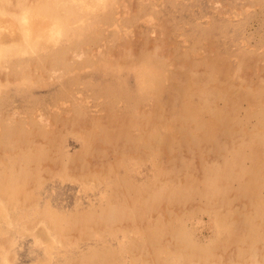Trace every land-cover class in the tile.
I'll use <instances>...</instances> for the list:
<instances>
[{
  "label": "bare ground",
  "instance_id": "6f19581e",
  "mask_svg": "<svg viewBox=\"0 0 264 264\" xmlns=\"http://www.w3.org/2000/svg\"><path fill=\"white\" fill-rule=\"evenodd\" d=\"M190 1L0 0V264H264V6Z\"/></svg>",
  "mask_w": 264,
  "mask_h": 264
},
{
  "label": "rangeland",
  "instance_id": "374dc122",
  "mask_svg": "<svg viewBox=\"0 0 264 264\" xmlns=\"http://www.w3.org/2000/svg\"><path fill=\"white\" fill-rule=\"evenodd\" d=\"M209 0H191L190 3L191 4H194L193 8L195 11L193 12H197L199 13L200 12V6L202 5H206L208 4L209 7L207 6V9H208V12L209 14L212 16L214 15L216 12L220 11L222 9V7L224 8V5L226 4L227 7L230 6V8H234V7H240V11L242 12L243 10V14H241L240 17H236V19H234L233 17H231V20L232 21H229L231 22V24H228V27L225 28V30H220L219 26L216 25V27L213 25V24H210V33L213 34L212 37H216L217 39H213L215 42H220L222 43V45L224 44V42H230V40L234 39V38H238L240 37V34H244V32L246 31L245 28H244V24L246 23V21H249L251 23H249V30L246 31V33L248 34V36H250V38L252 37L253 39V35H255L257 32H258V28H259V24H260V20L262 19V14H261V6L263 5L264 6V0H211V1H214L213 3L211 2H208ZM255 1V2H254ZM193 2V3H192ZM231 4V5H227V4ZM234 5V7H233ZM236 5V6H235ZM232 6V7H231ZM262 6V7H263ZM205 8V7H204ZM242 8V9H241ZM220 9V10H219ZM228 17V15H227ZM248 17V18H247ZM214 18V16L212 17ZM220 19V17L217 15L214 19ZM233 18V19H232ZM251 18V19H250ZM253 18V19H252ZM230 19V18H229ZM239 20V21H238ZM246 20V21H245ZM207 22V19L205 18L204 20V23L206 24ZM218 22V21H217ZM241 22V23H240ZM245 22V23H244ZM219 23V22H218ZM216 23V24H218ZM233 23V24H232ZM225 25V24H224ZM229 25H232V26H229ZM227 26V25H226ZM217 27L219 30H217ZM230 27V28H229ZM214 28V29H213ZM244 28V30H243ZM242 29V30H241ZM214 30V31H213ZM217 30V31H216ZM203 31V30H202ZM206 31L207 28H206ZM219 31V33H218ZM228 31V32H227ZM214 32V33H213ZM224 32V33H223ZM223 35V36H221ZM227 36V37H226ZM223 37V38H222ZM222 38V39H221ZM227 40H226V39ZM226 40V41H225ZM221 45V46H222ZM227 46V45H226ZM229 46V45H228ZM241 47V46H240ZM223 48V47H222ZM243 48H247V46L243 47ZM224 49V48H223ZM233 50H235V54L238 55V52L240 50L239 46H233ZM224 53H226V51H224ZM233 61L237 60L239 57L238 56H235L233 57ZM234 61V62H235Z\"/></svg>",
  "mask_w": 264,
  "mask_h": 264
}]
</instances>
